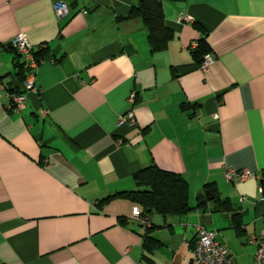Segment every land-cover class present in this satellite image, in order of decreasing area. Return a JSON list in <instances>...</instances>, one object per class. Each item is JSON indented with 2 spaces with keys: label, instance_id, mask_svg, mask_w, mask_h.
Returning a JSON list of instances; mask_svg holds the SVG:
<instances>
[{
  "label": "crops",
  "instance_id": "1",
  "mask_svg": "<svg viewBox=\"0 0 264 264\" xmlns=\"http://www.w3.org/2000/svg\"><path fill=\"white\" fill-rule=\"evenodd\" d=\"M57 1L69 5L62 18ZM134 3L0 0V264H191L197 225L236 264H254L261 180L224 172L264 171V0H165L172 37L156 51L127 18ZM17 34L47 49L37 90L16 75ZM200 39L213 58L205 69L191 51ZM21 92L25 106L9 109ZM128 110L135 124L118 125ZM152 164L188 182L192 207L214 184L230 209L152 212L158 244L147 250L133 220L142 208L119 194L141 190L133 176Z\"/></svg>",
  "mask_w": 264,
  "mask_h": 264
},
{
  "label": "trees",
  "instance_id": "2",
  "mask_svg": "<svg viewBox=\"0 0 264 264\" xmlns=\"http://www.w3.org/2000/svg\"><path fill=\"white\" fill-rule=\"evenodd\" d=\"M163 1L165 0H135L134 5L129 10L127 18H138L147 29V38L152 50H161L167 46L172 32L165 23L163 13ZM15 51V50H14ZM194 59L200 63L209 47L204 39H200L196 46L191 50ZM17 55L16 75L20 80L26 78V70L23 67L19 54ZM47 49L41 47L36 50L34 55L37 59L43 58ZM134 181L141 190L119 194L125 196L131 201L137 202L141 208L140 216L148 217L154 212L162 217L167 216H185L193 209H202L206 207L208 201L216 203L219 211L230 209V202L227 199L221 200L214 184H206L203 191L196 197V205L192 207L189 204V185L188 182L179 174L161 170L156 165L144 167L133 176ZM264 187V182H260ZM115 196H109L105 200ZM203 226V225H202ZM149 227L145 229L144 246L151 251L158 242L153 240L147 234ZM236 227H239L236 224ZM195 238L193 240V244ZM151 244L149 246L148 244ZM153 245V246H152Z\"/></svg>",
  "mask_w": 264,
  "mask_h": 264
},
{
  "label": "built area",
  "instance_id": "3",
  "mask_svg": "<svg viewBox=\"0 0 264 264\" xmlns=\"http://www.w3.org/2000/svg\"><path fill=\"white\" fill-rule=\"evenodd\" d=\"M54 13L58 18H62L67 15L69 11V5L64 1H57L53 4ZM180 20L192 22L193 19L183 14L180 16ZM9 45L19 54L24 69L26 70V78L24 80V90H37L34 82V70L37 65L42 61V58L37 59L34 55L37 49L44 46L35 47L30 43L26 37L22 34H17L13 37ZM196 43H192V47H195ZM213 58L209 54L203 56L202 61L199 63L201 69H205ZM134 94L129 95V99L132 100ZM26 104V95L24 92L11 95V104L9 109L20 110ZM217 118V115H215ZM128 123L129 125L135 124L134 114L132 110H128L124 115L118 118L117 124L121 125ZM46 163V160H43ZM224 177L227 181H244L247 179L261 180L264 182V171L260 173H251L246 169L236 170L227 168L224 172ZM261 184V183H260ZM260 194H262L261 201L264 203V187L259 185ZM133 220L137 221L142 228L150 226L149 218L143 216H135ZM195 234V242L193 244V258L191 264H236L231 257L229 250L226 246L220 244L216 237V234L212 231H208L204 226L197 225ZM249 240L257 245L256 252L254 254V264H264V226L261 232V236L257 237L251 235Z\"/></svg>",
  "mask_w": 264,
  "mask_h": 264
},
{
  "label": "rangeland",
  "instance_id": "4",
  "mask_svg": "<svg viewBox=\"0 0 264 264\" xmlns=\"http://www.w3.org/2000/svg\"><path fill=\"white\" fill-rule=\"evenodd\" d=\"M211 202V201H210ZM214 204H216V203H211L210 205H214Z\"/></svg>",
  "mask_w": 264,
  "mask_h": 264
}]
</instances>
